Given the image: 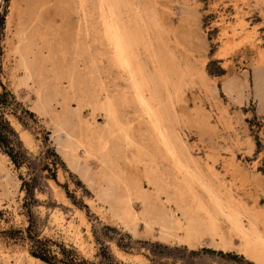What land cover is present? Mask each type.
Segmentation results:
<instances>
[{
    "label": "rangeland",
    "instance_id": "1",
    "mask_svg": "<svg viewBox=\"0 0 264 264\" xmlns=\"http://www.w3.org/2000/svg\"><path fill=\"white\" fill-rule=\"evenodd\" d=\"M131 2L136 12L147 13L151 37L168 43L194 75L172 108L180 147L219 183L225 199L232 196L236 206L257 214L264 232V0ZM100 5L101 0L86 6L82 0H0V264H48L33 256L39 248L52 264H67V257L74 264H260L244 253L226 223L230 244L205 236L193 247L181 242L182 235L161 236L158 226L148 231L144 221L135 230L124 225L100 201L81 166L66 157L68 121L42 111L37 93L52 100L73 83L83 90L104 86L113 96L124 87L110 62ZM21 31L34 37L36 83L25 79L15 51ZM79 72L81 83L72 80ZM77 98L69 100L74 112L80 109ZM52 103L62 110V100ZM85 103L83 117L105 125L103 112ZM124 110L134 116L133 105ZM127 157V170L140 175L142 188L153 195L141 166L132 154ZM133 205L142 212L140 199Z\"/></svg>",
    "mask_w": 264,
    "mask_h": 264
},
{
    "label": "bare ground",
    "instance_id": "2",
    "mask_svg": "<svg viewBox=\"0 0 264 264\" xmlns=\"http://www.w3.org/2000/svg\"><path fill=\"white\" fill-rule=\"evenodd\" d=\"M82 1L86 6L88 0ZM100 7L105 41L111 49L110 62L125 81L124 87L113 96L105 94L101 85L99 90H83L73 83L68 91L57 90L52 100L42 90L37 93L42 111H51L57 120L68 121L62 146L66 157L81 166L83 176L96 187L100 201L124 225L135 230L144 221L148 231L158 226L161 236L182 235L181 242L193 247L205 236L225 246L230 244L222 229L226 223L229 232L240 239L244 253L264 264V232L259 228L257 214L236 206L232 196L225 199L219 183L213 184L200 163L192 159L189 149L178 143L171 116L175 114L173 103L183 98L184 86L192 82L193 73L178 63L168 43L151 37L153 26L147 13L136 12L131 0H101ZM24 35L21 31L15 51L26 70L25 79L36 83L30 59L34 37ZM155 43L159 45V55ZM72 80L81 83L85 79L79 72ZM237 89L236 84L229 86L231 93ZM72 97L79 99L77 112L69 102ZM56 100H62L60 112L53 109L52 102ZM85 102L94 111L103 112L105 125L83 117ZM128 105L135 107L134 116L124 110ZM22 137L32 144L27 132H22ZM128 154L143 169L141 174L152 185L153 195L142 188L139 171L135 175L127 170L129 163L124 165L123 161H128ZM135 198L141 200L142 212L133 208ZM120 255L123 260L129 259Z\"/></svg>",
    "mask_w": 264,
    "mask_h": 264
},
{
    "label": "trees",
    "instance_id": "3",
    "mask_svg": "<svg viewBox=\"0 0 264 264\" xmlns=\"http://www.w3.org/2000/svg\"><path fill=\"white\" fill-rule=\"evenodd\" d=\"M34 257H37L39 259H41L42 261L48 263V264H52V259L49 258L46 254V250L44 249H37V251L33 252L32 253ZM74 258H70V257H67L66 260H67V264H74Z\"/></svg>",
    "mask_w": 264,
    "mask_h": 264
}]
</instances>
